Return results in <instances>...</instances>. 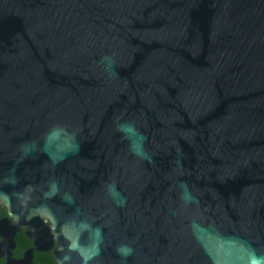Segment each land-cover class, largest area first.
Listing matches in <instances>:
<instances>
[{
  "label": "water",
  "instance_id": "95a60500",
  "mask_svg": "<svg viewBox=\"0 0 264 264\" xmlns=\"http://www.w3.org/2000/svg\"><path fill=\"white\" fill-rule=\"evenodd\" d=\"M0 204L7 264H264V0H0Z\"/></svg>",
  "mask_w": 264,
  "mask_h": 264
},
{
  "label": "trees",
  "instance_id": "16d2710c",
  "mask_svg": "<svg viewBox=\"0 0 264 264\" xmlns=\"http://www.w3.org/2000/svg\"><path fill=\"white\" fill-rule=\"evenodd\" d=\"M6 215H7V208L2 204H0V219L5 217ZM16 242H17V247L14 250V254L15 256L18 257L22 256L25 250H27L32 245V240L26 236L25 230H21L17 233ZM47 256H48L47 252L36 253V258L38 262L45 261Z\"/></svg>",
  "mask_w": 264,
  "mask_h": 264
},
{
  "label": "flooded vegetation",
  "instance_id": "af4514ba",
  "mask_svg": "<svg viewBox=\"0 0 264 264\" xmlns=\"http://www.w3.org/2000/svg\"><path fill=\"white\" fill-rule=\"evenodd\" d=\"M31 247V246H30ZM59 248V246L57 245V244H55L49 251H47V254H48V256H47V258H46V260L45 261H37V258H36V253H41V252H36L35 253V257H34V262H35V264H60V262H59V260H58V258L56 257V255H55V251L57 250ZM14 255V257H16V258H22L23 257V255L22 256H20V257H18V256H15V254H13ZM0 264H7V259H5V258H1L0 259Z\"/></svg>",
  "mask_w": 264,
  "mask_h": 264
},
{
  "label": "clouds",
  "instance_id": "9594fccd",
  "mask_svg": "<svg viewBox=\"0 0 264 264\" xmlns=\"http://www.w3.org/2000/svg\"><path fill=\"white\" fill-rule=\"evenodd\" d=\"M124 127V126H121ZM122 254L127 255L128 253L131 252V248L127 246H122L121 248L118 249Z\"/></svg>",
  "mask_w": 264,
  "mask_h": 264
}]
</instances>
